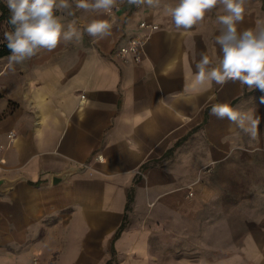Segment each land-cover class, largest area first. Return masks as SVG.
I'll use <instances>...</instances> for the list:
<instances>
[{"label":"crops","instance_id":"1","mask_svg":"<svg viewBox=\"0 0 264 264\" xmlns=\"http://www.w3.org/2000/svg\"><path fill=\"white\" fill-rule=\"evenodd\" d=\"M166 4L70 10L65 26L108 20L111 34L14 70L0 58V264H264V92L185 91L201 53L222 57L224 13L177 30ZM141 20L159 27L126 60L116 49ZM225 102L258 121L254 136L210 114Z\"/></svg>","mask_w":264,"mask_h":264},{"label":"clouds","instance_id":"2","mask_svg":"<svg viewBox=\"0 0 264 264\" xmlns=\"http://www.w3.org/2000/svg\"><path fill=\"white\" fill-rule=\"evenodd\" d=\"M246 2L175 0L174 4L163 6L164 13L171 18L177 30L192 29L213 9L220 8L224 13L216 17L219 34L215 36L222 57L213 64L206 53H201L185 91L191 88L202 93L213 83L223 86L228 82H238L264 92V21H258L255 28L238 30V25L244 20ZM5 3L11 13L8 24L12 30L4 32V40L10 53L8 65L13 70L14 65L31 59L41 50L51 52L61 42L81 41L83 33L92 37L93 42L111 34L112 24L108 20L94 19L83 32L75 21L65 26L56 13L69 10V0H5ZM127 3L137 7L160 8L162 0H127ZM116 4L117 0H75V8L84 12L110 13ZM67 14L74 13L68 11ZM210 114L217 119H227L250 136L255 135L258 121L226 102L214 104Z\"/></svg>","mask_w":264,"mask_h":264},{"label":"rangeland","instance_id":"3","mask_svg":"<svg viewBox=\"0 0 264 264\" xmlns=\"http://www.w3.org/2000/svg\"><path fill=\"white\" fill-rule=\"evenodd\" d=\"M165 1L168 2H175V0H162V3H164ZM69 3L71 4V8L69 10H62V11H58L57 15L58 16H63L66 12L70 11V10H76L75 8V0H69ZM124 4H128L127 0H117V4L116 6L122 7V5ZM130 5V4H128ZM115 6V7H116ZM132 8L133 7H137L135 5H130ZM246 11H245V15H244V20H243V26L244 25H248V26H253L256 25L258 21L263 20L264 21V0H247L246 5H245ZM9 56V55H7ZM3 97V94L0 92V99ZM208 168L206 166L202 167L200 170V173L202 174L203 172H207ZM223 178V177H222ZM202 225V224H200ZM153 228V232L155 233H159V232H171L174 233V228L172 227V229L170 228V226H162L159 224H154L151 227ZM200 249H206V246H203L202 244H200L199 246ZM220 249H216V254L221 253ZM189 252H192L191 249H189Z\"/></svg>","mask_w":264,"mask_h":264},{"label":"built area","instance_id":"4","mask_svg":"<svg viewBox=\"0 0 264 264\" xmlns=\"http://www.w3.org/2000/svg\"><path fill=\"white\" fill-rule=\"evenodd\" d=\"M118 8L119 6L114 7L109 14H114ZM138 26L139 28L143 29V31L132 35L125 44L116 49V53L120 57L125 58L126 60H133L135 62H140V52L143 49L150 32L159 27L157 23L148 22L146 20H141ZM13 133V131H10L9 136L13 135Z\"/></svg>","mask_w":264,"mask_h":264},{"label":"trees","instance_id":"5","mask_svg":"<svg viewBox=\"0 0 264 264\" xmlns=\"http://www.w3.org/2000/svg\"><path fill=\"white\" fill-rule=\"evenodd\" d=\"M10 15L11 13L9 11L7 4L5 3V0H0V58L10 55L9 50L6 46L7 42L4 40V32L12 30L11 25L8 24ZM130 199L131 198L129 197V201ZM128 202H127V207H128Z\"/></svg>","mask_w":264,"mask_h":264},{"label":"water","instance_id":"6","mask_svg":"<svg viewBox=\"0 0 264 264\" xmlns=\"http://www.w3.org/2000/svg\"><path fill=\"white\" fill-rule=\"evenodd\" d=\"M58 178L54 177L53 181H57ZM2 182H4V184L6 183L5 180H0V186L2 185Z\"/></svg>","mask_w":264,"mask_h":264}]
</instances>
